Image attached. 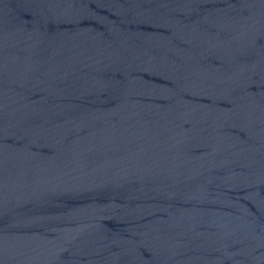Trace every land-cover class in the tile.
I'll return each instance as SVG.
<instances>
[{
  "label": "water",
  "instance_id": "95a60500",
  "mask_svg": "<svg viewBox=\"0 0 264 264\" xmlns=\"http://www.w3.org/2000/svg\"><path fill=\"white\" fill-rule=\"evenodd\" d=\"M0 264H264V0H0Z\"/></svg>",
  "mask_w": 264,
  "mask_h": 264
}]
</instances>
